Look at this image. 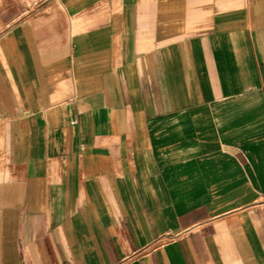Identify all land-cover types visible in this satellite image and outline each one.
<instances>
[{
	"label": "crops",
	"instance_id": "1",
	"mask_svg": "<svg viewBox=\"0 0 264 264\" xmlns=\"http://www.w3.org/2000/svg\"><path fill=\"white\" fill-rule=\"evenodd\" d=\"M0 264H264V0H0Z\"/></svg>",
	"mask_w": 264,
	"mask_h": 264
}]
</instances>
